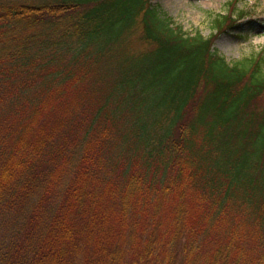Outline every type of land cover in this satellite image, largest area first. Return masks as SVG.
<instances>
[{"label": "trees", "instance_id": "obj_1", "mask_svg": "<svg viewBox=\"0 0 264 264\" xmlns=\"http://www.w3.org/2000/svg\"><path fill=\"white\" fill-rule=\"evenodd\" d=\"M151 0H0V264H264L263 55L229 64Z\"/></svg>", "mask_w": 264, "mask_h": 264}, {"label": "rangeland", "instance_id": "obj_2", "mask_svg": "<svg viewBox=\"0 0 264 264\" xmlns=\"http://www.w3.org/2000/svg\"><path fill=\"white\" fill-rule=\"evenodd\" d=\"M151 3L185 33H198L202 37L215 34L213 19L229 12L233 5L234 16L240 13L243 16L233 28L216 35L213 50L229 64L262 54L264 72V0H151Z\"/></svg>", "mask_w": 264, "mask_h": 264}]
</instances>
